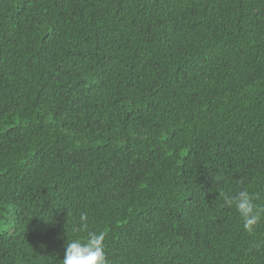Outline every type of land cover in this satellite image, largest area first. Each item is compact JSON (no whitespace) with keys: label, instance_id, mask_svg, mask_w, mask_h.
<instances>
[{"label":"trees","instance_id":"obj_1","mask_svg":"<svg viewBox=\"0 0 264 264\" xmlns=\"http://www.w3.org/2000/svg\"><path fill=\"white\" fill-rule=\"evenodd\" d=\"M264 0H0V264H264ZM264 239V224L257 233Z\"/></svg>","mask_w":264,"mask_h":264},{"label":"clouds","instance_id":"obj_2","mask_svg":"<svg viewBox=\"0 0 264 264\" xmlns=\"http://www.w3.org/2000/svg\"><path fill=\"white\" fill-rule=\"evenodd\" d=\"M218 195L226 208L235 210L243 230L256 238L253 246L257 249L264 247V239L257 236L260 226L264 224V204L258 202L260 197L247 187L239 188L234 194L221 189ZM88 222V215L81 213L79 229L86 232V235L67 241L60 264H108L105 251L106 233L88 230Z\"/></svg>","mask_w":264,"mask_h":264}]
</instances>
